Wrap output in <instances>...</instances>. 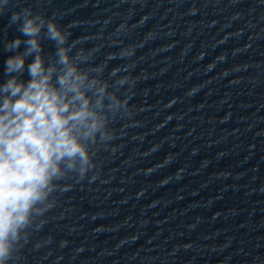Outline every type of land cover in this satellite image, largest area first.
Masks as SVG:
<instances>
[{
    "label": "water",
    "instance_id": "water-1",
    "mask_svg": "<svg viewBox=\"0 0 264 264\" xmlns=\"http://www.w3.org/2000/svg\"><path fill=\"white\" fill-rule=\"evenodd\" d=\"M25 7L128 81L127 112L13 264H264V0H10L0 79Z\"/></svg>",
    "mask_w": 264,
    "mask_h": 264
},
{
    "label": "clouds",
    "instance_id": "clouds-1",
    "mask_svg": "<svg viewBox=\"0 0 264 264\" xmlns=\"http://www.w3.org/2000/svg\"><path fill=\"white\" fill-rule=\"evenodd\" d=\"M9 4L0 0V15ZM11 25L19 35L3 40L11 54L0 79V264L18 259L61 187L96 169L95 149L112 140V121L127 112L117 92L128 81L110 83L115 75L104 78V66L86 67L92 58L73 51L69 31L54 19L25 7L11 13Z\"/></svg>",
    "mask_w": 264,
    "mask_h": 264
}]
</instances>
